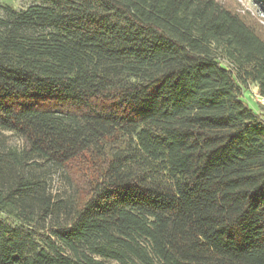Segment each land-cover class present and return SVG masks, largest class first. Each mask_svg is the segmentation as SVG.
Returning <instances> with one entry per match:
<instances>
[{
	"label": "trees",
	"instance_id": "1",
	"mask_svg": "<svg viewBox=\"0 0 264 264\" xmlns=\"http://www.w3.org/2000/svg\"><path fill=\"white\" fill-rule=\"evenodd\" d=\"M29 1L0 5V131L27 145L0 141V264H264L258 21L226 0Z\"/></svg>",
	"mask_w": 264,
	"mask_h": 264
},
{
	"label": "rangeland",
	"instance_id": "2",
	"mask_svg": "<svg viewBox=\"0 0 264 264\" xmlns=\"http://www.w3.org/2000/svg\"><path fill=\"white\" fill-rule=\"evenodd\" d=\"M226 2L231 3L241 14H247L251 18L257 20L264 29V0H226ZM0 5L9 6L17 11H22L32 5V2L29 0H0ZM2 15L3 13L0 9V16ZM244 99L255 111L264 113L261 108L264 106V100L259 97L255 85H249L244 91ZM0 141L4 148L10 150L21 151L27 147L26 142L22 138L9 132L0 131ZM46 178L53 196L61 197L65 195L67 187L59 171H51ZM106 264L115 263L107 262Z\"/></svg>",
	"mask_w": 264,
	"mask_h": 264
}]
</instances>
